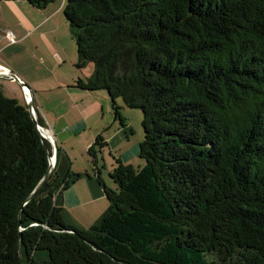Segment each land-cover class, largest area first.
Returning <instances> with one entry per match:
<instances>
[{
    "label": "trees",
    "instance_id": "16d2710c",
    "mask_svg": "<svg viewBox=\"0 0 264 264\" xmlns=\"http://www.w3.org/2000/svg\"><path fill=\"white\" fill-rule=\"evenodd\" d=\"M61 1L92 70L75 87L105 91L122 127L117 100L142 113L144 165L117 160L113 190L102 134L89 171L56 145L32 195L51 146L0 88V264H264V0ZM94 175L107 207L79 230L62 195Z\"/></svg>",
    "mask_w": 264,
    "mask_h": 264
},
{
    "label": "crops",
    "instance_id": "0c3cea01",
    "mask_svg": "<svg viewBox=\"0 0 264 264\" xmlns=\"http://www.w3.org/2000/svg\"><path fill=\"white\" fill-rule=\"evenodd\" d=\"M2 5L8 6L7 9L11 17H13L11 21L14 20V22L11 25H7V27L0 26L1 66H5V68L12 72L20 82L27 86L26 89L30 92L33 109L43 120L46 129L50 132L58 147L67 150L65 142L74 141L73 139H77L88 130L91 135L85 139V142L79 141L77 144L78 147H82L81 149L87 151L94 142L96 136L102 134L108 145V149L104 151L109 154L108 159L111 160L110 169L107 170L103 153L100 155V162L98 159V168H101L99 177L104 185H106L103 179L104 173H110L117 160L127 165L129 158L133 157L131 156V150H129L127 155L121 157L112 154L119 148L120 144L116 139L123 132L124 127H122L120 131L117 130L113 135H105L106 128L103 127L98 120V124H95L93 128L90 120L93 117H97L98 111V108L94 106V102L90 100L91 97H94V93L84 92L75 87L74 83L78 79H82L77 77L78 75H75L72 79L70 78V81H66L64 78L60 79L55 70L52 71L50 69L51 85H49L50 87L48 90H42L37 89V82L33 80V77L28 79L25 74L20 73L11 62L12 59H18L19 62L25 64L27 60L25 55L28 54L32 57L33 61L41 65L42 63L44 64V60L39 57L42 54L40 50H43L46 46L44 37L51 36L55 38V36H58L61 23H59L56 18L62 12L63 2L61 1V4L56 7L53 3L45 9L39 10L30 6L23 0H0V18L7 20L4 17L6 14L2 13V10H4ZM8 30L14 34L16 39L15 44H8L5 38V33ZM78 70L83 74L86 73V76L84 75L85 78H88L92 72L91 68H88V66ZM4 79L11 84L15 82L14 79ZM45 93L51 94L50 99L45 97ZM101 109L103 110L102 107ZM67 134L68 137L66 136ZM63 137L65 139H62ZM96 179V175L90 179L82 178L79 180L82 181L80 182L82 184H77V181L63 193L62 204L64 217L67 208L81 211V209H85L94 204L99 206L98 209L91 210L93 214H96L97 210L100 211L99 214L105 211L107 204H104L103 190ZM78 220L80 221V219ZM79 224L83 226L81 223ZM72 226L77 228V225Z\"/></svg>",
    "mask_w": 264,
    "mask_h": 264
},
{
    "label": "rangeland",
    "instance_id": "374dc122",
    "mask_svg": "<svg viewBox=\"0 0 264 264\" xmlns=\"http://www.w3.org/2000/svg\"><path fill=\"white\" fill-rule=\"evenodd\" d=\"M60 4L61 0L54 3L55 7ZM2 8H4V10H2V13L6 14L4 15V17L7 20H3L0 18V21H2L0 22V26L7 27V25L13 24L14 20L11 21L13 17H11L7 9L8 6L2 5ZM56 20L61 23V28H59L58 30V36H55L56 40L51 36L44 37L46 46L43 48V50H40L42 54L39 57L44 60V64L42 63L41 65L38 62L33 61L32 57H30L28 54L25 55L27 59L25 64L19 62L18 59L11 60V62L15 65V68L19 70L20 73H24L28 79L33 77V80L37 82V89L48 90V88L50 87V69L52 71L55 70L58 77L60 79L64 78L66 79V81H68L70 78L72 79V77H75V75H78L77 77H80L82 79H85L86 76V73L83 74L74 66L75 62H77L78 59L76 47L70 35L68 25L64 19L62 12L56 18ZM88 68H91V65H88ZM0 88L3 90L7 97L16 100L20 104H29L28 101L23 99L24 90L22 89L19 82L15 81L14 84H11L6 79L0 78ZM93 96L94 97H91L90 100L94 102V106L98 108L97 117H93L90 120V123L93 128L95 124H98L99 120L103 127L106 128L105 135H113L117 130L120 131L122 129V125L120 123V120L116 119L112 112L111 103L108 99L107 93L105 91H98L94 93ZM45 97L50 99L51 94L49 95L48 93H45ZM116 104L119 107V114L123 119L124 130L116 139L119 141V148H117L112 154L121 157L127 155L129 150H131V156L133 157L129 158L127 165H131L134 168L142 167L144 165V161L138 156L139 145L143 140L142 113L139 110L128 109L124 107L121 100H117ZM101 107L103 108V110L101 109ZM90 135L91 133L87 130L77 139H73L74 141L68 143L65 142L67 150L63 147L64 150L67 152L69 158L71 159L72 169L76 173L89 171L91 167V159L88 156L87 151L81 149L82 147H78L77 145L79 141L85 142V139ZM66 136L68 137V134ZM62 139L65 138L63 137ZM103 155L105 156L106 160V168L107 170H109L111 165V160L108 159L109 154L104 151ZM108 174H106L105 172L103 175V179L105 181L106 186L114 190L116 188V185L109 178ZM80 182L82 181H78L77 184H82ZM104 204L106 205L105 196ZM98 206L99 205L96 204L90 205L85 209H81V211L71 210L67 208L64 220L69 225H77V229L79 230L87 229L88 227L93 225L97 221V219L102 215L101 213L99 214L100 211L98 210L96 214H93L91 212L92 209H98ZM78 219H80V221ZM78 221L83 226H81Z\"/></svg>",
    "mask_w": 264,
    "mask_h": 264
},
{
    "label": "water",
    "instance_id": "95a60500",
    "mask_svg": "<svg viewBox=\"0 0 264 264\" xmlns=\"http://www.w3.org/2000/svg\"><path fill=\"white\" fill-rule=\"evenodd\" d=\"M8 75L14 79V81L16 82H19L21 86L23 87H27L26 85H24L22 82H20L18 80V78H16V76L10 72L9 70L7 71ZM30 93V92H29ZM27 109H28V112L30 114V118L32 119V121L35 123L36 125V128L40 134V136L47 142L50 144L51 146V154L48 156V171L46 173V175L43 177V179L41 180V182L37 185V187L34 189L32 195L37 192L39 190V188L42 186V184L47 180V178L50 176V174L52 173L53 171V168H54V165H55V154H56V142L55 140L53 139V143H50L47 138H45L42 134H43V131H42V128L37 124V120H36V117L34 116V114L32 113V109H33V106L31 104V97H30V101H29V104L27 105ZM31 195V196H32ZM30 196V197H31Z\"/></svg>",
    "mask_w": 264,
    "mask_h": 264
},
{
    "label": "built area",
    "instance_id": "2783aa9c",
    "mask_svg": "<svg viewBox=\"0 0 264 264\" xmlns=\"http://www.w3.org/2000/svg\"><path fill=\"white\" fill-rule=\"evenodd\" d=\"M5 38L7 39V41L9 42V44H15L16 43V39L14 37V34L12 32H10V31H8V32L5 33ZM7 71H8V69H6L5 67H3V66L0 65V78H9V79H12L8 75ZM22 89L24 90V99L29 102L30 101V93H29V91L26 89V87H23V86H22ZM32 113L34 114V116H36V112H35L34 109H32ZM42 131H43V134L42 135L45 138H47V140L50 143H53V141H52L53 140V137L50 134V132L46 128H42Z\"/></svg>",
    "mask_w": 264,
    "mask_h": 264
}]
</instances>
